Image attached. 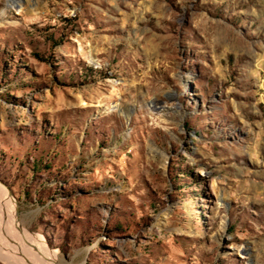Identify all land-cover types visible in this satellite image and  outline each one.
<instances>
[{
    "label": "rangeland",
    "instance_id": "374dc122",
    "mask_svg": "<svg viewBox=\"0 0 264 264\" xmlns=\"http://www.w3.org/2000/svg\"><path fill=\"white\" fill-rule=\"evenodd\" d=\"M0 184L58 264H264V0H0Z\"/></svg>",
    "mask_w": 264,
    "mask_h": 264
},
{
    "label": "bare ground",
    "instance_id": "6f19581e",
    "mask_svg": "<svg viewBox=\"0 0 264 264\" xmlns=\"http://www.w3.org/2000/svg\"><path fill=\"white\" fill-rule=\"evenodd\" d=\"M1 186L12 206L7 211L0 212V259L8 264H58L57 251L49 249L41 242L39 238L42 236L18 227L16 201L8 189ZM241 257L250 260L249 250H243Z\"/></svg>",
    "mask_w": 264,
    "mask_h": 264
}]
</instances>
